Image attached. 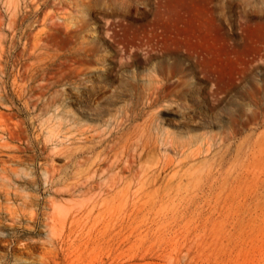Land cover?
Instances as JSON below:
<instances>
[{
    "label": "rangeland",
    "instance_id": "1",
    "mask_svg": "<svg viewBox=\"0 0 264 264\" xmlns=\"http://www.w3.org/2000/svg\"><path fill=\"white\" fill-rule=\"evenodd\" d=\"M52 1L45 12L62 11L58 0ZM64 8L73 18L58 12L60 28L50 33L52 56L44 64L46 85L41 89L45 102L13 119L36 118L34 125L28 123L23 146L35 159V166L27 167L42 178L43 206L53 198L43 167L66 176V183H75L79 171L85 175L98 169L97 185L121 171H162L153 191L159 197L183 190L188 209L184 222L155 216L153 230L173 238L186 228L182 264H264V213L241 215L234 209L264 163V0H87L75 10ZM4 19L9 20L6 13ZM42 28L36 26L33 35ZM4 36L10 45V32ZM23 46L16 43L18 54ZM13 80L4 91H30L25 78L16 85ZM98 86H104L102 92ZM87 92L90 99L76 107L72 99ZM13 102L23 108L21 101ZM9 113L0 108V114ZM144 140L153 141L154 152H142ZM174 205L180 209L178 201ZM128 207L112 201L102 215L111 221L113 214L129 215ZM140 212L134 230L117 236L114 230L112 238L77 251L74 259L82 264H168L159 257L156 240L146 237L156 211ZM243 220H250V227ZM132 230L137 235L133 243L111 250ZM18 236L15 251L0 240V264H33L21 248L28 242L25 233Z\"/></svg>",
    "mask_w": 264,
    "mask_h": 264
},
{
    "label": "bare ground",
    "instance_id": "2",
    "mask_svg": "<svg viewBox=\"0 0 264 264\" xmlns=\"http://www.w3.org/2000/svg\"><path fill=\"white\" fill-rule=\"evenodd\" d=\"M91 1L88 0V3ZM80 2L86 4L87 0H58V4L62 6L59 8L62 11L58 12L66 13L67 16L63 18L67 19L73 12H65L64 6H69L75 10L76 5ZM52 5V0H0V108L3 107L10 112L7 116L0 114V240L5 241L6 246H12V250L15 251L16 247H14L13 240L19 239V232H24L26 235L25 239L28 242L24 245L21 243V248L25 249V254L32 258L33 264H82L74 259L77 256V251L86 252L91 246L100 245L103 240H107L108 237L112 236L114 230L118 231L116 236L130 230L138 222L140 217L137 215L138 211H141L139 214H142V212L147 213V211L152 212L155 210L154 218L150 222L152 226L150 225L148 228L149 233H147L146 237L149 236L151 239L156 240L155 244L159 248V257L165 261L168 260V264H173L174 261L182 264L187 257L183 255L187 242V232L184 230L186 228L182 225L183 230L175 234L173 238L162 235L157 236L156 231L154 232L153 230L157 221L155 216L162 214L164 219L165 217L167 219L177 217V220L184 222L188 209L186 207L187 196L183 190H173L159 197L153 191V188L163 177L162 171L158 173L156 172L157 170L155 172H130L127 175L120 169L121 172L108 176L109 178L104 185H97L100 183L95 181V178L100 176L98 169L95 172L93 170V174L90 173L92 172L91 170L85 175L79 171L75 173V183H66V176H62L55 169L43 167L42 174L49 185L48 192L53 196V198L46 199L45 206H43L42 194L40 193L42 178L35 168L27 167L35 166V159L28 155L30 148L23 146L25 139H29V124L34 125L36 118L34 115L31 116V114L28 117V122L26 120L16 122L13 119L20 117L22 111L30 114L31 110H39L40 106L45 102L44 91H41V89L46 85L44 82V71L46 70L44 64L52 56L50 52V33L60 28V23L56 20L59 18L58 12L54 10L45 12ZM55 6L58 5L55 3ZM4 13L9 16V20L4 19ZM31 18H35V25L28 23ZM38 25L43 28L33 35ZM7 31L10 32V45L8 46L4 44V35ZM20 41L23 42L24 46L21 54H18L16 43ZM18 55L20 56L19 65L15 66L14 58L15 56L18 58ZM13 76L14 85L20 79L25 78L26 86L30 91H14L15 94L11 91H4L8 87L9 79ZM101 87L98 86L97 91L102 92ZM86 91H89V89H86ZM14 99L22 102V109L17 108L15 102H13ZM89 99L90 95L87 92L82 98L77 96L78 101L72 99V102L74 105L82 106ZM56 112L60 113L59 107ZM120 124L121 122L119 126H121ZM139 140L143 142L141 138ZM29 143L31 144L32 142L29 141ZM152 143L145 142V140L144 145L139 143L143 146L144 151L142 152H154L156 146ZM93 150L95 151V149ZM106 157L104 160H107ZM98 164L100 165V163ZM110 170L107 171L109 172ZM101 179H104V177H101ZM123 184H125V187L120 189ZM247 186L249 187L248 190H243L247 192L244 195L240 194L241 201L234 202V205L236 204L234 209L241 215L250 214L254 210L258 214L257 217H259L261 213H264V163L261 170L255 173L252 185ZM30 188H34L37 192L21 194L20 191H27ZM97 188L100 190L98 193H96ZM68 198L71 199L67 200ZM112 201H120L123 204L125 203V206H130L132 210H129V212L131 213L129 215L126 213L113 214L111 221H108L102 215V210ZM177 201L180 209H175L174 203H177ZM158 202H161L162 205L159 206V211L157 212L155 208H157ZM168 203H172L173 208L170 209L167 205ZM146 213L144 216H146ZM243 221L247 227L252 224L250 220ZM254 223L256 225L257 222L254 220ZM168 227L169 224L166 225V228ZM135 228L134 226L132 229L134 230ZM133 230L123 240L116 244L114 243L111 246V250L119 249L127 242L128 244L133 243V239L137 237L136 231ZM36 245H40L41 250L39 252L35 250ZM76 245L79 246L77 249L74 248ZM196 247L198 249L203 247V243L199 239ZM101 264L106 263L102 261Z\"/></svg>",
    "mask_w": 264,
    "mask_h": 264
}]
</instances>
